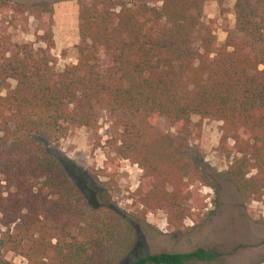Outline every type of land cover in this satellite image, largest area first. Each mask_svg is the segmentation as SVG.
<instances>
[{
	"label": "trees",
	"instance_id": "16d2710c",
	"mask_svg": "<svg viewBox=\"0 0 264 264\" xmlns=\"http://www.w3.org/2000/svg\"><path fill=\"white\" fill-rule=\"evenodd\" d=\"M154 1L160 7L80 3L76 62L56 71L49 4L0 0L2 11L24 8L46 18L37 52L0 26V84H15L0 97V249L26 264H119L109 250L126 258L136 244L129 220L89 204L35 140L57 141L71 126L95 128L101 112L118 133L119 158L142 171L136 191L142 220L162 211L176 230L185 220L203 224L187 205L199 174L185 147L205 119L221 123V150L230 155L228 141L236 150L222 176L243 202L264 196V0H235L234 29L222 44L202 22L208 0ZM159 119L173 132L158 131ZM86 173L99 188L112 181ZM221 257L197 249L130 264H218Z\"/></svg>",
	"mask_w": 264,
	"mask_h": 264
},
{
	"label": "rangeland",
	"instance_id": "374dc122",
	"mask_svg": "<svg viewBox=\"0 0 264 264\" xmlns=\"http://www.w3.org/2000/svg\"><path fill=\"white\" fill-rule=\"evenodd\" d=\"M13 6L27 7L34 4H49L53 10L52 33L55 70L60 71L76 62L77 11L80 3L90 0H7ZM128 7L140 4L160 7L154 0H122ZM235 0H208L202 22L211 27L217 44H222L227 31L234 29L233 5ZM36 19L24 8L12 11L0 10V26L17 44L29 43L34 52L44 46L37 40L46 18ZM41 22V23H40ZM42 24V25H41ZM197 45V43H195ZM0 84V97L8 95L14 88ZM198 121L194 118L193 122ZM221 123L205 119L201 122L198 135L190 138L185 147L186 157L197 168L199 180L190 187L191 198L187 202L191 212L203 224L194 226L185 220L176 230L168 226L162 211L147 213L141 219V205L137 200L141 169L131 161L119 158L116 153V129L107 115L100 113L95 128L71 126L63 138L47 142L35 137L46 152L65 169L89 204L106 205L114 208L129 220L136 231V244L126 258H120L114 249L109 254L119 259V264L159 253H190L197 249L214 250L222 255L218 264H264V196L259 202H243L237 188L227 181L223 172L236 156L232 142H227L230 158L219 146ZM156 128L160 132H173L165 120L159 119ZM103 172L100 181H108L106 188L96 186L87 171ZM0 264H26L20 256L0 249Z\"/></svg>",
	"mask_w": 264,
	"mask_h": 264
}]
</instances>
